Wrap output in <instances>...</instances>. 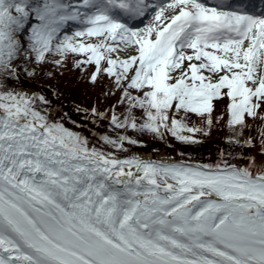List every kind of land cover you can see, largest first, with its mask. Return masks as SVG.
<instances>
[{
  "label": "snow or ice",
  "instance_id": "snow-or-ice-1",
  "mask_svg": "<svg viewBox=\"0 0 264 264\" xmlns=\"http://www.w3.org/2000/svg\"><path fill=\"white\" fill-rule=\"evenodd\" d=\"M249 7L0 0V264H264V167L254 157L239 167L116 154L140 143L129 130L199 143L223 99L229 143L254 146L242 137L246 116L264 121V13ZM70 55L82 71L95 66L90 83L111 80L106 96L120 93L123 111L84 110L93 123L109 119L115 135L100 140L115 151L65 127L67 114L54 119L44 95L9 87L20 61L61 67ZM193 114L206 129L188 125ZM259 139L264 154V126Z\"/></svg>",
  "mask_w": 264,
  "mask_h": 264
},
{
  "label": "trees",
  "instance_id": "trees-1",
  "mask_svg": "<svg viewBox=\"0 0 264 264\" xmlns=\"http://www.w3.org/2000/svg\"><path fill=\"white\" fill-rule=\"evenodd\" d=\"M80 58L70 55L61 67H57L52 63L36 65L35 63L29 64L20 61L19 79L10 81L9 87L29 89L32 93L44 95L51 103V113L54 119H60L67 114L62 120L65 127L87 137L90 146L102 147L105 151H115L104 146L100 140L103 135H115L111 130L109 119L105 118L93 123V117L86 115L84 110L87 109L90 113L91 109L96 107L100 112H106L116 106L118 111H123L124 105L118 104L120 93L105 95L111 88V80L106 76L98 77L95 84L90 83V76L94 72L95 66L89 64L82 71L81 68L74 66L76 60ZM24 68L35 69V75L29 76L23 70ZM213 104V125L208 134H194V138L199 140V143L185 144L176 140L170 134H166L164 139H158L151 134H139L129 130L127 135L137 139L140 143L136 145L126 144L127 151L116 154L122 158L132 156L142 158V154L145 153H149L153 157L165 153L185 163L193 161L198 164H211L227 161L233 164L237 161L239 165L248 162V157H255L259 159L262 167H264V154H262V145L259 139V130L264 126V121L245 117L246 122L251 127L244 130L242 140H246L250 136L253 137V147L229 143L233 133L228 127V100L214 101ZM187 123L192 127L207 128L204 119L194 114L191 115ZM185 135L193 134L185 133Z\"/></svg>",
  "mask_w": 264,
  "mask_h": 264
},
{
  "label": "rangeland",
  "instance_id": "rangeland-1",
  "mask_svg": "<svg viewBox=\"0 0 264 264\" xmlns=\"http://www.w3.org/2000/svg\"><path fill=\"white\" fill-rule=\"evenodd\" d=\"M148 21L146 20L145 21V23H147ZM135 24V23H134ZM135 26L136 27H142L143 26V23L142 22H139L137 25L135 24ZM76 27H77V25H75V24H71L67 29H66V31H68V33L69 34H71V32L72 31H74L75 29H76ZM122 55H126V53H124V54H122ZM17 91H24V92H27V93H29V94H32V91L31 90H29V89H27V90H23V89H16ZM120 157V156H119ZM120 158H122V157H120ZM124 158V157H123ZM122 158V159H123ZM156 158H160V159H163L164 161H165V163H173V162H183V161H181V160H176V159H174V158H172V157H170L168 154H165V153H161V154H158V155H156V157H153L151 154H149V153H145V154H142V159H144V160H155ZM255 158V157H254ZM183 163H185V162H183ZM189 163H191V164H198V163H196V162H193V161H191V162H189ZM248 163H249V161L248 162H245L244 163V165H239V163L236 161V162H233V164L234 165H237V166H239V167H244V166H247L248 165ZM201 164V163H200ZM211 164H217V163H211ZM255 164H256V166L257 167H262V163L259 161V159H257V158H255Z\"/></svg>",
  "mask_w": 264,
  "mask_h": 264
},
{
  "label": "bare ground",
  "instance_id": "bare-ground-1",
  "mask_svg": "<svg viewBox=\"0 0 264 264\" xmlns=\"http://www.w3.org/2000/svg\"><path fill=\"white\" fill-rule=\"evenodd\" d=\"M246 1V3H252L253 2V0H245ZM210 2H211V0H210ZM253 4V3H252ZM253 6L254 7H257L255 4H253ZM258 8V7H257ZM258 9H261L262 10V12H264V7L263 8H258ZM146 21V20H145ZM145 21L143 22V23H145ZM139 22H141V21H135L134 23L137 25ZM153 161H157V162H165L163 159H160V158H156L155 160H153Z\"/></svg>",
  "mask_w": 264,
  "mask_h": 264
}]
</instances>
